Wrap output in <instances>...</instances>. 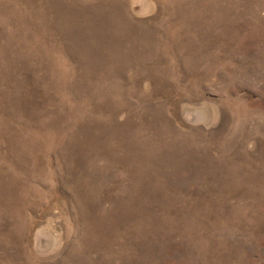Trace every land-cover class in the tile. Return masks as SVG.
Returning a JSON list of instances; mask_svg holds the SVG:
<instances>
[{"label": "rangeland", "instance_id": "374dc122", "mask_svg": "<svg viewBox=\"0 0 264 264\" xmlns=\"http://www.w3.org/2000/svg\"><path fill=\"white\" fill-rule=\"evenodd\" d=\"M0 264H264V0H0Z\"/></svg>", "mask_w": 264, "mask_h": 264}]
</instances>
